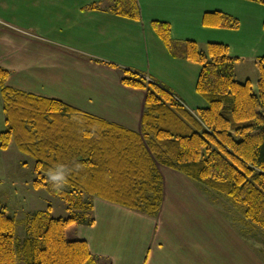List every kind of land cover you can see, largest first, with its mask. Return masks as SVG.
Instances as JSON below:
<instances>
[{
    "label": "trees",
    "instance_id": "obj_1",
    "mask_svg": "<svg viewBox=\"0 0 264 264\" xmlns=\"http://www.w3.org/2000/svg\"><path fill=\"white\" fill-rule=\"evenodd\" d=\"M108 10L138 16L135 0H110ZM203 24L237 29L240 21L215 11L204 15ZM151 25L173 55L199 66L195 90L207 104L190 111L159 83L123 69L122 82L145 91L139 131L9 87L10 71L0 65L6 126L0 147L13 140L31 156L33 186L58 194L69 210L66 217L49 210L29 216L20 239L15 219L0 206V264H99L86 240L65 236L66 227L93 222L92 196L155 217L162 199L159 165L224 194L264 232V55L257 59L254 91L250 80L235 78L239 57L227 44L211 41L202 48L194 40H174L166 22Z\"/></svg>",
    "mask_w": 264,
    "mask_h": 264
},
{
    "label": "crops",
    "instance_id": "obj_2",
    "mask_svg": "<svg viewBox=\"0 0 264 264\" xmlns=\"http://www.w3.org/2000/svg\"><path fill=\"white\" fill-rule=\"evenodd\" d=\"M135 3L138 16L130 18L110 12V0H0V65L10 71L6 85L139 131L145 91L125 85L123 69L159 83L190 111L207 104L195 90L199 66L173 55L151 22L168 23L179 42L232 48L227 36L235 30L205 25L204 15L221 11L239 17L238 9L262 8L254 0ZM245 34L239 46L252 50L264 30ZM262 55L264 50L257 56ZM158 170L162 199L155 217L92 196L93 222L78 224L70 239L86 240L99 264H264V232L239 209L219 207L218 195H206V185L177 170L164 165Z\"/></svg>",
    "mask_w": 264,
    "mask_h": 264
},
{
    "label": "rangeland",
    "instance_id": "obj_3",
    "mask_svg": "<svg viewBox=\"0 0 264 264\" xmlns=\"http://www.w3.org/2000/svg\"><path fill=\"white\" fill-rule=\"evenodd\" d=\"M256 5L262 8L252 7L246 13L238 9L239 17L236 15L234 17L240 21L239 28L231 29L235 32H230L227 36L232 47L230 48L228 45L230 54H233V56H236L233 52L239 54V59L234 63L235 78L241 82L250 80L254 91H256V82L259 75L257 59L260 56L257 55L259 51L264 50V37L253 41L255 46L252 50L239 46V41L242 37L247 38L246 29L251 30L252 35L256 31L264 30V4ZM254 37L256 38L257 35ZM5 128L4 114L0 103V132ZM34 177L33 158L19 151L13 140L9 142L6 148L0 147V206H4L7 214L15 219L16 237L20 239L27 235V219L29 216L43 210H49L54 217H66L69 214L64 200L58 194L51 193L43 187L33 186L32 180ZM201 185L203 187L204 184ZM204 187L205 189L208 188L207 191L210 192V194L206 192V195H218L220 201L215 202V204L224 207H235L224 194L212 190L208 186ZM77 225L71 223L66 227L65 236L68 239L75 236ZM17 263L23 264L21 259H18Z\"/></svg>",
    "mask_w": 264,
    "mask_h": 264
}]
</instances>
